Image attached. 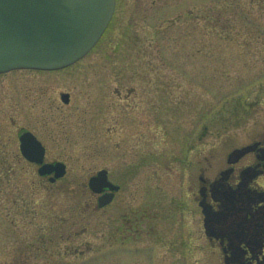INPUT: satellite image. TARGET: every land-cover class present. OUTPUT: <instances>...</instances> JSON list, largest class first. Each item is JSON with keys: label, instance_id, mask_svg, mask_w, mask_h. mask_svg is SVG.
I'll return each mask as SVG.
<instances>
[{"label": "rangeland", "instance_id": "obj_1", "mask_svg": "<svg viewBox=\"0 0 264 264\" xmlns=\"http://www.w3.org/2000/svg\"><path fill=\"white\" fill-rule=\"evenodd\" d=\"M14 75L40 85L32 91L39 96L34 114L47 109L50 156L69 171L62 194L54 189L33 194L26 207L2 206L0 264H221L217 251L202 252L199 227L181 215L178 187L190 161L197 166L208 155L220 163L264 131V0H116L106 32L76 65L1 76L0 89ZM126 80L156 91L160 118L155 133L133 125L120 133L125 140L129 134L130 145L129 157L120 159L111 145L118 134L108 139L105 119L96 117V130L93 116L96 104L117 101L113 91ZM62 92L72 94L71 106L62 105ZM153 149L160 165L150 158ZM125 165L135 171L123 179L118 206L94 213L84 194L88 177L103 167L126 177ZM75 202L80 211H72ZM56 218L66 240L46 242ZM70 233L76 237L68 240Z\"/></svg>", "mask_w": 264, "mask_h": 264}, {"label": "flooded vegetation", "instance_id": "obj_2", "mask_svg": "<svg viewBox=\"0 0 264 264\" xmlns=\"http://www.w3.org/2000/svg\"><path fill=\"white\" fill-rule=\"evenodd\" d=\"M69 68L57 71L18 69L0 74V77L16 73H55ZM28 77L17 81L14 75L8 84L0 89V214L2 206L26 207L33 200L35 193L47 195L56 189L58 195L62 194L63 192L59 191L65 186L64 180L68 176V164L50 156V141L53 139L48 133V111L44 106H40L34 114L33 109L39 104L35 100L39 96L34 97L32 91L35 86L40 85H36V80ZM128 82H124L123 89L113 91L112 97L117 101L111 99L108 105L100 107L96 104L93 116L96 130L99 127L96 117L105 119L108 139H113L118 134L119 141H114L111 145L113 152L120 156V159L129 157V148L125 149L130 147L129 134L125 140L120 133H128L131 125L132 129L139 132L146 130L155 133L157 120L160 118V106L156 105L160 97L156 95V91L153 96L149 89L137 90L129 87ZM64 94L69 95L68 102L64 101ZM60 100L65 107L71 106L74 101L70 92L60 93ZM136 100L138 101L135 105ZM145 102H151L153 105L149 104L146 108ZM46 107L49 108L48 105ZM31 138L40 144V162L33 160L35 156L31 151L35 145L30 142ZM64 140L58 137L55 142L60 144V141ZM131 147L133 148V145ZM148 157L145 155L143 162ZM150 158L153 163L161 164V155L155 152V149ZM203 159L205 161H199L197 166L190 161L181 179V187H178L182 193L181 215L183 218H190L191 222L194 220L193 225L199 227L197 239L205 242L202 252L208 253L209 249H213L214 253L217 251L221 264H264V131L250 136L241 145L225 152L220 163H210L208 155ZM50 165H62L65 171L57 176L59 169H52L51 172L45 169ZM125 166H128L125 169L126 177L108 167L98 169L88 177L95 178L105 171L110 184L101 192H95L87 183L86 189L89 191L84 194L90 195L89 207L91 206L94 213L118 206L115 205L119 204L120 195L126 190L123 179H131L130 171H135V167L131 169V165ZM158 168L161 169L160 166ZM144 183L145 181L142 184ZM173 183L172 180L169 181V184ZM62 191H65V188ZM10 194L16 197L15 202L11 204L8 203ZM81 195V191L75 192L76 199H80ZM105 195L111 196V201L100 207V198ZM80 207V204L75 202L72 211H80ZM55 220L57 222L51 228V236L44 239L46 242L66 240L62 221L60 218ZM68 237L70 240L76 237V234L70 233ZM158 258L160 259V256Z\"/></svg>", "mask_w": 264, "mask_h": 264}, {"label": "water", "instance_id": "obj_3", "mask_svg": "<svg viewBox=\"0 0 264 264\" xmlns=\"http://www.w3.org/2000/svg\"><path fill=\"white\" fill-rule=\"evenodd\" d=\"M115 0H0V72L13 68L59 69L85 56L99 41L110 23ZM68 94L63 95L68 102ZM31 154L40 162V144ZM39 149V150H37ZM47 171L65 167H46ZM52 170V171H53ZM90 188L101 192L109 187L106 172L90 179ZM111 197V196H110ZM100 198V207L111 201Z\"/></svg>", "mask_w": 264, "mask_h": 264}]
</instances>
